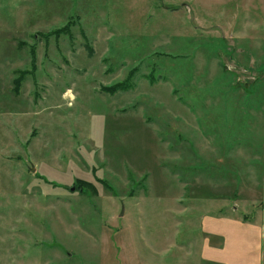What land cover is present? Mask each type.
Wrapping results in <instances>:
<instances>
[{"label": "rangeland", "instance_id": "rangeland-1", "mask_svg": "<svg viewBox=\"0 0 264 264\" xmlns=\"http://www.w3.org/2000/svg\"><path fill=\"white\" fill-rule=\"evenodd\" d=\"M220 212L264 264V0H0V264L169 259Z\"/></svg>", "mask_w": 264, "mask_h": 264}, {"label": "crops", "instance_id": "crops-1", "mask_svg": "<svg viewBox=\"0 0 264 264\" xmlns=\"http://www.w3.org/2000/svg\"><path fill=\"white\" fill-rule=\"evenodd\" d=\"M198 218V232L188 231L186 234L188 236L182 243L178 242L181 221L177 219L179 225L174 230L179 233H176V236L172 234L174 245L169 251L173 254L172 258L165 259L166 255L165 258L141 264H261L259 243L257 242L255 246L246 239L242 218L221 212L216 215L202 213ZM260 235L261 233L257 231L254 238L258 239ZM180 254L184 255V259L180 258ZM178 255L177 260H173Z\"/></svg>", "mask_w": 264, "mask_h": 264}, {"label": "trees", "instance_id": "trees-1", "mask_svg": "<svg viewBox=\"0 0 264 264\" xmlns=\"http://www.w3.org/2000/svg\"><path fill=\"white\" fill-rule=\"evenodd\" d=\"M132 86H133V78H129L120 84L107 86L106 89L109 92L115 93L117 90L130 89V88H132Z\"/></svg>", "mask_w": 264, "mask_h": 264}, {"label": "water", "instance_id": "water-1", "mask_svg": "<svg viewBox=\"0 0 264 264\" xmlns=\"http://www.w3.org/2000/svg\"><path fill=\"white\" fill-rule=\"evenodd\" d=\"M34 170H35V168H33V171H34ZM71 189H72V190H74V189H75V187H71Z\"/></svg>", "mask_w": 264, "mask_h": 264}]
</instances>
